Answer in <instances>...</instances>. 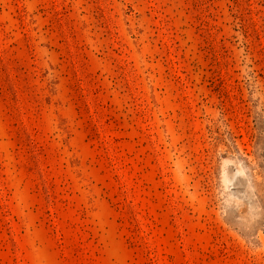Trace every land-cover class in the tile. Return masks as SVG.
Returning <instances> with one entry per match:
<instances>
[{"label":"rangeland","instance_id":"1","mask_svg":"<svg viewBox=\"0 0 264 264\" xmlns=\"http://www.w3.org/2000/svg\"><path fill=\"white\" fill-rule=\"evenodd\" d=\"M0 264H264V0H0Z\"/></svg>","mask_w":264,"mask_h":264}]
</instances>
